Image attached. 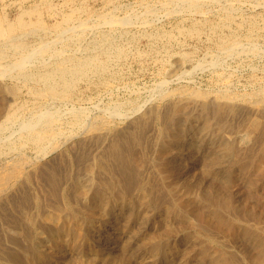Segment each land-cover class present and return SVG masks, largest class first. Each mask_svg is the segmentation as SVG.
Listing matches in <instances>:
<instances>
[{"label":"rangeland","instance_id":"374dc122","mask_svg":"<svg viewBox=\"0 0 264 264\" xmlns=\"http://www.w3.org/2000/svg\"><path fill=\"white\" fill-rule=\"evenodd\" d=\"M46 1H48L47 6L46 4H44L46 3ZM196 2L198 3V5L201 4L203 6L200 5L199 6L200 8L196 6L192 8L194 4H196ZM38 4L40 8H41V4L43 7L42 8L43 15L41 16V20H42V23H45L44 26L46 28L45 29L46 31L44 30L42 32V30H40V32L38 31L35 34V36L31 35V36L26 37L27 42L30 45H32L31 48L40 47V44H41L40 42L43 39V41H46V43L52 42L50 43V45L55 47L54 48L55 50H61L62 49L61 46L63 45V43L58 44L57 42H54L56 38H54L53 40L54 35H56L55 27L57 26L59 22L62 21L64 14H69L70 12H73L74 17H73V21L70 26L73 27L77 25L76 27H74L75 29L79 26V24L84 22L86 23L87 28L85 29V31L81 33L80 36L82 37H79L76 39L72 38V39L67 40V43L68 42L70 43L68 44L66 43L65 46H68L69 49L65 47L64 45L62 46L64 52H67V56L70 55V53L71 55H79V56L84 55L85 56V55H89V54H93L97 52H102V49L105 48V45H108L110 41L114 45H117L119 48H122V50H124L123 55L119 58L111 54L113 55V58H110V60L112 59L111 61L109 60L107 73L103 75H96V76L95 74L91 73L88 75V77L78 80L73 86L74 92L71 93L69 98L64 101L54 100V99H49V98H46V99L43 98L39 100L38 98H35L32 94L34 93V90L32 89V87L33 86L40 87L39 83L25 81V80L22 81V79L18 80V78H14L13 75L11 74H9L10 76L8 74L7 75L4 74L3 71L2 73H0L1 75L5 76V77L0 76V87L4 89L3 91L4 93L2 97L7 98L8 99L7 102H9V105L6 102V105H5L6 109L7 107H10L15 101L16 102L14 104L21 103L23 100V103L26 106V109L23 113L25 114L24 116H29L32 111L38 110L39 108H43V107H45L43 109H48L53 112H56V110H58L57 111L58 114L62 116V119H61L62 124H60L61 122L59 121L58 125L60 126V128H62V131L65 132V134L67 133L70 134V132L76 133L79 128L77 125L75 126L74 124L70 122V120L72 121L71 112L76 107H78L79 109L81 108L80 110H84L83 114L85 113L84 117H86V119L97 116L98 113H104V111L109 112L115 109L118 110V112L120 113H131L124 120L123 119H118L119 121L117 119L113 120L112 124L110 125V128L112 130H117V128L118 130H122L123 128H126L127 125L129 126V124L132 122V119L139 117L143 112L148 110L150 107L153 108V107L158 106L157 108L165 110L171 101L177 100L176 98H179L178 100H180L181 98L184 99L183 95H176V97L173 96L176 89L177 90L185 89L186 91H189V90L191 91V92L190 91L186 92L187 95L185 96V99L188 96H189L188 98L192 99V97H190L191 96L190 93L195 92V91L199 93L209 92V94L218 95L219 92L223 91V88L225 90L226 89L229 90L230 87H231L230 89L231 91H233L236 94H241V95L254 93L258 91L261 87H262L261 88L262 92L264 91V56H263L264 55L263 54L264 53V22H263L264 21V0H194V1L186 0V2L185 0H26V1L24 0H0V15L6 17L8 20H15L18 17L19 13H21L23 10L29 9L32 6H35ZM119 5H121L123 9ZM229 6H231L232 8ZM169 10L170 11L172 10L173 12L172 11L169 12ZM149 11L150 12L152 11L151 12L152 14ZM175 11L178 13L174 14L176 13ZM111 14H113V16ZM228 14L234 17L232 18L233 22L225 25L224 28L222 27L223 29L221 28L222 34L228 35L230 33H233L237 37V40H239L238 42L240 43V46L243 45L242 48H244V51L246 49L247 50L245 51L246 53L244 51H239L236 53L237 55L236 54L232 55V57L228 56L227 58V56L222 51L219 43L216 41V38H215L216 34H213L212 32H210L209 27H205L203 30H200V32L194 33V34L193 33L190 34L188 30L191 29L195 25L199 26L206 22H209V23H216L217 21L219 22L222 20V18L224 19V17L227 16ZM128 15L130 16L132 15L131 16L132 19H129V22H128L129 24L122 25L123 27L121 25H117V27L114 26L116 24L109 26L108 23H105V21H103L106 16L116 17L117 19H122L125 17L130 18ZM75 17L77 18V20ZM27 19H29V17H27ZM249 19H252L253 22L255 21L257 22V24L255 22V29H253L252 31L249 30L250 27H249L248 22L252 21ZM148 22L150 25L148 24ZM39 33L41 34L39 35ZM158 36L160 37V39ZM162 36L163 37L165 36V37L163 38ZM102 37L106 39H103ZM167 37L169 38L167 39ZM239 37L242 38V40ZM114 38L117 42L114 40ZM77 39L79 41H76ZM162 41L165 43H163ZM166 41H167V44H166ZM211 41L213 43H211ZM76 45H78V47ZM123 45L126 47H124ZM250 46L251 47L257 46L256 48L257 50L255 51L258 52L259 56L255 52H252V50L250 49ZM172 47L174 49L170 50V48ZM166 50L167 51L169 50L168 54L172 58L168 56ZM211 55L213 58L211 57ZM48 56H49V59H47ZM51 56H52L51 53H48L44 56H40L39 58L35 59V61L37 60L36 61V65L38 66V67L36 66L37 69H40V67L46 64V62L50 63L49 61L56 60V58L53 59V57ZM184 56H187V59L184 60L183 59ZM235 57H237L238 59ZM223 59H226L225 60L226 64L224 63ZM232 59L234 61H232ZM11 60H12V56L8 57L7 59L3 61L0 60V63L1 62L4 63L7 61H11ZM44 60L46 62H44ZM216 60H220V62L219 61L216 62ZM181 61H184V62H181ZM202 61L204 64L201 65ZM219 72L221 74L225 72L224 76H222L223 74L221 75ZM228 75L230 76V78L228 77ZM156 84L157 85L160 84L158 86L165 84L168 88L164 85L163 88L166 87V89L163 90V92H165V94L167 92L169 94L173 92V95L170 94L171 98L168 95V97L163 98L164 100L160 99V96L157 94L159 88L157 87ZM16 85L18 86L16 87ZM4 86L7 87V91L5 90ZM9 88L13 92L17 91L15 96H14V93L11 92ZM10 92L13 93V95ZM262 95L264 96V94ZM35 100H37V102ZM86 101L88 102L86 103ZM240 101L242 102L240 103ZM240 101H238V103H240L244 107L243 108L244 110H242V116L235 115L231 118V115L230 116L228 115L227 117L228 121L230 122L231 120L230 123L227 122L228 125L226 123V125L224 124L225 126L223 125L221 127L214 126L212 130L208 132H205L201 129L203 128L202 127L203 118L201 116L200 111L197 110L196 108L197 106L190 105L189 107H186L184 110H181V113L178 116V121L181 124V126H184V127L188 126L189 130H187V133H185L184 137L181 140L174 142L173 144L166 143V146L160 143V141H158L156 137L158 133L157 130L159 131L161 125L157 121L153 122L151 124L152 126H150L149 130L147 131V136L145 135L143 139V143H146V144L145 145L143 144V146H140V148L139 146L137 148L131 145L132 148L130 149V147H128L126 150L128 152V155H127V152H126V155L130 159L128 160V163L130 161L132 162L129 163L128 165L129 166L128 169L130 168L129 171L131 172V175L129 172L128 175H124V177L123 176L120 177V180L122 179L121 187L127 189L126 191L127 201L124 203L117 199L114 200L115 198L111 196L112 195L111 191L110 193L106 195L104 199L100 200L99 202L94 201L93 197L95 195V191H96L95 189L97 188V184H99L98 182L100 181V179L102 178L104 179V177L95 175L96 180L94 181L96 183V186L93 187L92 185H94V183L91 181L92 179L91 176L87 175V171H85V166L82 165L83 162L81 164L80 162L75 163L72 161L73 159H75V157H74V154L71 152V150L69 151V148L70 146H72L71 143L76 144L79 142V137H75L71 143L65 145V147H63L62 149L63 151L62 153L51 152L50 154H48L45 159L46 161L53 159V162L52 161L51 162L54 165L53 164L51 165L56 170V174L59 173V175H57L58 178L60 177L61 173H64V174L65 173L68 174L69 172L71 173V174L69 173L70 176H66L67 174H65L66 177L64 176V174H62L61 178H59V185L62 184L61 188H63L64 185L65 186L68 185L66 189H70L69 191L70 193L74 191V194H76L75 193L76 185L78 183H83L86 185L87 191H89L86 193L85 196H76L77 194L73 195L72 193V198L75 197L74 199H72L73 204L79 212V213L77 212V216L79 215L78 216L79 220L77 224L74 223L72 226L70 225L71 230L66 228L62 230L63 232L62 231L58 232L57 229L55 228V225L57 224H53L52 222L51 224L49 223L50 221H47L41 216L36 215L37 214L36 206L32 205L34 204L33 201H30L28 199L31 195L32 197H34V195L36 194L39 197L41 196V198H44L45 195L47 197L46 191L44 192V190H40V189H43L41 188L42 183H39L38 179L34 177V179L30 181H26L25 179V181L28 184L27 186V184L24 183L25 182L24 178L23 180L21 179L19 181V184H17L16 186L17 189L16 187L13 188L12 189L13 193L12 192L10 193V196L12 195L11 197L13 199L18 200L17 205L15 207H12L10 205H7L8 204L7 202L3 201L2 203L3 207L5 206V208L7 209L4 213L2 212L0 213V221H3V220L5 221V222L4 221L0 222V243L1 241L4 242V244H0V246L5 248L4 250L5 251L7 250L8 252V256L5 257L6 259H4V264H14V263L15 264H213L215 263L214 261L210 259L209 256H206V259H205L204 255L200 254V250L202 248L203 250L205 249L210 253L217 252V250L219 253V251L221 250L219 254H221L223 257L224 256L228 258L234 257L235 259L234 258L232 259H234L235 261L238 259L236 261L237 264H247V259L244 257V255H246L244 250L249 249V250H252L253 253H256L258 250H256L254 247H256V245L258 246L260 245L258 241L254 242L253 240H249L243 237L242 235H240V233L238 232L233 234V236L232 234L228 235V233L226 232L218 231V229L215 230V228L213 229L212 226H207L208 231H206L207 233L211 232L210 235L212 236L216 235L213 237L215 242L214 243L211 242L212 244L210 242L209 243L205 242L204 237L199 236L200 238H198L195 233L196 227L198 225L197 224L198 216H200V214L201 215L207 214V216L209 215L211 217L213 213L217 211L218 213L220 212V214L222 213V215H224L225 217L229 216V218H235L236 220L235 223H239L241 229H243L244 227L245 228L249 227V229H251L253 233L261 234L259 231H257L258 229L255 227H257V224L258 226L259 224L261 225L260 220H258V217H257V211H258L257 209L259 208L261 209V207L264 205V198H263L264 197V169H260V171H258V168L252 166L253 158L245 159L246 156H244V154L246 153L243 152V149H241V151H239L237 154L230 153V152L225 153L226 150L223 149V145L227 143L230 146L231 145L234 146V149L236 148V150H239L242 147L243 143L241 142L244 137L243 135H245L243 133L246 132L245 129H247V123H248V120L245 119V116H249L250 113L251 115L255 114V111L253 112L252 109H250V107L252 106L250 105L251 104L250 102L247 101L248 103L245 102L244 104L243 102L244 100H240ZM26 103L29 106H27ZM39 103L41 104L38 105ZM109 103L111 104V106ZM94 104L95 106H93ZM118 104H121L118 106L119 108H117ZM246 104L248 105L247 108H246ZM108 105L111 108H109ZM130 105H132V107ZM192 106L193 107L195 106L194 110ZM29 107L30 109H28ZM248 108L249 110H247ZM261 108L262 110H264V104ZM136 109H139L140 112H134V110ZM186 110L189 111V113L188 112L182 113L183 111L186 112ZM193 111H196L198 113L196 114V112H193ZM247 111L248 112L250 111V112L248 113ZM67 112L70 114H68ZM63 117L67 119V121H65ZM84 117H82V119ZM242 117L245 119V121ZM235 122L237 123L236 124L237 127L235 125ZM71 124L74 127L71 126ZM17 125H18L17 123L11 124L7 126L8 129L6 128L4 129L5 131L3 130L0 133L1 135L0 136L1 138L0 146H3V147L7 146L6 138L14 140V141L17 138H19L18 136L19 132L17 131L19 126ZM119 125H123V126H119ZM155 128H157V130H155ZM232 128H235V129H232ZM219 129L220 131L221 130L222 131L220 132ZM223 130L227 133H225ZM11 131L13 135L12 133L11 134L9 133ZM9 136H11V138H9ZM261 140H264V134H261V136H259V138L257 139L256 146L254 147L253 150H251L252 153L253 152L254 154L257 153L256 152L258 150L257 146H259ZM18 146L20 147L19 151H21L22 154L24 151V154H26L27 156H29L28 154H30L29 157H32V158L33 156L35 157L36 155L35 150L31 145H28V146L25 145L23 149L20 143L18 144ZM135 148L137 149V151L135 150ZM138 151H140V153ZM242 152H243V155H242ZM15 153H16L15 151L12 153L7 152L6 155L9 156L10 154L13 155ZM64 154L67 155V158ZM92 154H95V153L92 152ZM130 154H132L133 157ZM52 155H54L55 157H53ZM59 155H60V158H59ZM257 155L258 154H256L255 156ZM232 157H234L235 160H231ZM57 158L60 161H58ZM60 162H61V166L59 167ZM137 162L139 163L137 164ZM64 163H65V166L63 165ZM69 163L72 165H70ZM239 163H241L242 166L244 167L246 166V167L244 168L240 166ZM231 164L234 165L233 168ZM78 165H80V167ZM71 166L74 167L75 170ZM252 167L254 169H252ZM30 169H31L30 167L25 168L27 172H29ZM59 170H61L62 172ZM72 172H74V174ZM259 172H262V173H259ZM77 175L79 177H75ZM148 175L150 177H148ZM82 176H84V178H82ZM86 177H87V180L85 179ZM61 179H63V181ZM83 179H84V182H83ZM145 179L151 182L150 185H149V182L146 181ZM150 179H153V181H151ZM34 182L35 183L38 182L36 186ZM153 182L156 183V185ZM138 186H140V188L142 186H145L146 189H142V188L140 189L138 188ZM148 186L150 187V189ZM134 187L136 188L137 191L135 190ZM153 188L154 189L156 188L155 189L156 191ZM131 189H134V190H131ZM186 189H187V192H186ZM143 190L145 191L147 190L148 194L144 193L145 191ZM149 190L152 191L153 193L148 192ZM37 191L39 192L37 193ZM41 191L45 195L42 194ZM191 191H193L192 194H191ZM223 192L224 194H222ZM18 193L20 195H18ZM169 193H171V195ZM175 195H178V196L176 197ZM25 196L26 198H24ZM151 196H154L155 199H153L154 197H151ZM220 196L222 198H220ZM250 197L253 200H251ZM18 198L20 199L21 202L19 201ZM180 198H181V202H180ZM174 199L175 200L178 199L177 202L178 201L179 202L177 203L175 201V203H176V206L178 205L177 207L180 208V210H182V213H184L183 215L173 214L172 212H169L170 214L168 213L167 208L170 205L171 206L173 205L172 207H175ZM223 199L226 201H224ZM26 200L27 201L29 200V201L27 202ZM60 200L57 199V202L55 201L53 203L51 202L52 200L49 199L51 204H55V203L60 204V202H62V199L60 198ZM144 200L149 201V202H146ZM49 201L48 202L46 201V202L49 203ZM168 201H169V205H168ZM186 201L188 203L187 205H190V206L183 207L184 208L183 209L180 206H185L184 203H186ZM161 202H163V204ZM217 202L221 206H219ZM244 202L245 203L248 202L250 206L248 205V203H246L248 207H244L245 205ZM180 203H183V204H180ZM18 205H19V208L21 209L18 208ZM31 205L33 207H31ZM148 205L149 206L151 205V206L149 207ZM253 207L254 209H251ZM17 208L19 209L18 211L16 210ZM185 208L186 210L189 211V214L187 213L188 211H185ZM226 208H228V210ZM45 210L48 211L49 208L48 207L43 208L41 211L44 212ZM26 211H28L30 215ZM195 211H198V212L195 213ZM18 212L19 214H17ZM227 212L229 213V215ZM23 213L25 214L23 215ZM90 213L94 214V216L92 215V217H90L91 219L88 217L91 215ZM246 214L247 216L249 215L250 216L249 217L244 216ZM190 215H192L193 217ZM194 215H197V216H194ZM15 217H17L21 221ZM30 217L36 218V219L34 218V220H36V223H35L36 226L33 225L35 228L27 224ZM24 218H26L27 221ZM39 218H42V219H39ZM237 219H240V221L238 220L237 222ZM242 220L245 221V224L241 223ZM191 224L193 225V227ZM9 225H11V227L8 228ZM12 226H13V230H11ZM3 227L5 228L6 231L3 230L4 229ZM14 229L17 231V233L18 232L19 233L18 234L15 233ZM53 229L55 230L53 231ZM21 230L23 231L22 233H21ZM12 236L15 237L16 239L13 238ZM262 236L264 238V234ZM54 237H55V240H54ZM36 240H39V242ZM5 242L8 244H6ZM218 242L219 243L221 242L222 246H221V243L219 244ZM8 249L10 250V252ZM222 249L225 251V253L223 252ZM232 253L234 254L232 255Z\"/></svg>","mask_w":264,"mask_h":264},{"label":"bare ground","instance_id":"6f19581e","mask_svg":"<svg viewBox=\"0 0 264 264\" xmlns=\"http://www.w3.org/2000/svg\"><path fill=\"white\" fill-rule=\"evenodd\" d=\"M26 1V0H24ZM192 1V0H189ZM194 1V0H193ZM50 2V1H49ZM52 2V1H51ZM186 2V0H185ZM19 3V1H18ZM42 3V2H41ZM44 3V2H43ZM161 3V2H160ZM195 3V2H194ZM201 3V2H200ZM199 3V4H200ZM46 6L48 5V1H46ZM52 4V3H51ZM58 4V3H57ZM231 4V3H230ZM6 5V4H5ZM60 5V4H59ZM201 5V4H200ZM200 5H198V3L196 2V4H194V6L192 8L199 7ZM225 5V4H224ZM8 6V5H7ZM45 6V7H46ZM121 7V5H119ZM177 6V5H176ZM203 6V5H201ZM59 7V6H58ZM161 7V6H160ZM231 7V6H229ZM42 4H41V8L38 5L32 6L29 9H25L23 10L21 13H19L18 17L15 20H8L6 17L1 16L0 15V60H5L8 57L12 56V60L11 61H7V62H1L0 63V73H2V71L4 72V74H11L13 75L14 78H18L22 79V81H30V82H36L40 84V87H32V89L34 90L33 96L35 98H38L39 100L43 99V98H49V99H54V100H60V101H64L66 99L69 98L70 94L73 93V86L74 84L83 78L88 77L89 74L93 73L96 75H103L105 73L108 72V65H109V60L110 58H113V55H115V57H121L123 55L124 50H122V48H119L117 45H114L113 43H111V41L109 42L108 45H105V48L102 49V52H97V53H93V54H89V55H83V56H79V55H68L67 56V52H64L63 50V45L65 46V44L67 43L68 39H72V38H79L82 37L80 36L81 33L83 31H85V29L87 28L86 23L82 22L81 24H79V26L77 28L74 29L73 26L71 27V23L73 21V17H74V13L70 12L69 14H64L62 21L59 22L57 24V26L55 27V31H56V35H54L55 41L58 44H62L61 46V50H55L52 45H50V43H46V41H42L40 42V47H34L31 48L32 45H30L27 40L26 37L28 36H35V34L40 30H42V32L46 29L44 24L42 23L41 20V16L43 15V9H42ZM66 8V7H65ZM122 8V7H121ZM200 8V7H199ZM232 8V7H231ZM60 9V8H59ZM116 9V8H115ZM123 9V8H122ZM168 9V8H167ZM173 9V8H172ZM222 10V9H221ZM132 11V10H131ZM172 11V10H171ZM169 10V12H171ZM62 12V11H61ZM150 12V11H149ZM152 12V11H151ZM150 12V13H151ZM158 12V11H157ZM173 12V11H172ZM176 12V11H175ZM180 12V11H179ZM206 12V11H205ZM231 12V11H230ZM76 13V12H75ZM155 13V12H154ZM178 12L174 13L177 14ZM185 13V12H184ZM244 13V12H243ZM107 14V13H106ZM152 14V13H151ZM201 14V12H200ZM235 14V13H234ZM102 15V14H101ZM113 16V14H111ZM171 15V14H170ZM173 15V14H172ZM108 16V15H107ZM105 17V19L103 21H105V23H108L109 26L110 25H114L117 27V25H126L129 24V19H132L130 15H128L130 18L125 17L122 19H117V15L116 17ZM156 16V15H155ZM204 16V15H203ZM27 17H29V19H27ZM101 17V16H100ZM237 17V16H236ZM76 18V17H75ZM175 18V17H174ZM222 18V17H221ZM232 17L231 15H227L224 17V19L222 18L221 21H217L216 23H203L199 26L195 25L193 26L191 29L188 30V32L191 33H198L200 32V30H203L205 27H209L210 32H212L213 34H216V41L219 43L222 51L224 52V54L227 56L232 57V55H235L237 52L239 51H244L243 45L240 46V43L238 42L239 40H237V37L233 34L230 33L228 35H224L222 34V30L221 28L225 27V25L232 23ZM138 19V18H137ZM236 19V18H235ZM255 19V18H254ZM257 19V18H256ZM77 20V18H76ZM234 20V19H233ZM245 20V19H244ZM248 20V18H247ZM252 20V19H249ZM131 21V20H130ZM86 22V21H85ZM135 22V21H134ZM248 22V21H247ZM256 22V21H255ZM255 22H253V20L249 23V27H250V31H252L253 29H255ZM264 22V21H263ZM147 23V22H145ZM154 23V22H153ZM198 23V22H197ZM243 23V22H242ZM259 23V22H258ZM74 24V23H73ZM107 24V25H108ZM142 24V23H141ZM149 24V22H148ZM257 24V22H256ZM104 25V24H103ZM150 25V24H149ZM194 25V24H193ZM246 25V23H245ZM139 26V25H138ZM112 27V26H111ZM123 27V26H122ZM126 27V26H125ZM184 27V26H183ZM90 28V27H89ZM158 28V27H157ZM182 28V27H181ZM222 28V29H223ZM91 29V28H90ZM113 29V28H112ZM123 29V28H122ZM184 29V28H183ZM243 29V28H242ZM261 29V27H260ZM179 30V29H178ZM248 30V29H247ZM46 31V30H45ZM50 31V30H49ZM206 31V30H205ZM181 32V31H179ZM234 32V31H233ZM99 33V32H98ZM159 33V32H158ZM211 33V34H212ZM247 33V32H246ZM41 33H39L40 35ZM106 34V33H105ZM111 35V34H110ZM155 35V33H154ZM167 35V34H166ZM210 35V34H209ZM208 35V36H209ZM237 35V34H236ZM246 35V34H245ZM248 35V34H247ZM56 36V37H55ZM105 36V35H104ZM112 36V35H111ZM182 36V35H181ZM199 36V35H198ZM239 36V34H238ZM100 37V36H99ZM143 37V36H142ZM146 37V36H145ZM159 37V36H158ZM163 37V36H162ZM165 37V36H164ZM163 37V38H164ZM171 37V36H170ZM192 37V36H191ZM103 38V37H102ZM101 38V39H102ZM108 38V36H107ZM112 38V37H111ZM169 37H167L168 39ZM173 38V36H172ZM240 38V37H239ZM41 39V38H40ZM99 39V40H101ZM106 39V38H103ZM160 39V37H159ZM242 40V38H240ZM52 40V41H53ZM91 40V39H90ZM95 40V39H94ZM98 40V39H97ZM108 40V39H107ZM115 40V38H114ZM136 40V39H135ZM212 40V39H211ZM214 40V39H213ZM251 40V39H250ZM51 41V40H50ZM76 41H79L78 39ZM104 41V40H103ZM116 41V40H115ZM141 41V40H140ZM175 41V40H174ZM215 41V42H216ZM257 41V40H256ZM48 42V40H47ZM98 42V41H97ZM117 42V41H116ZM154 42V41H153ZM163 42V41H162ZM206 42V41H205ZM214 42V44H215ZM70 43V42H68ZM67 43V44H68ZM72 43V42H71ZM101 43V42H99ZM98 43V44H99ZM156 43V42H155ZM165 43V42H163ZM211 43H213L211 41ZM217 43V44H218ZM79 44V42H78ZM86 44V43H85ZM90 44V43H89ZM95 44V43H93ZM103 44V43H102ZM106 44V43H105ZM119 44V43H118ZM167 44V41H166ZM178 44V43H177ZM246 44V43H245ZM251 44V42H250ZM91 45V44H90ZM154 45V44H153ZM156 45V44H155ZM161 45V44H160ZM170 45V44H169ZM168 45V46H169ZM213 45V44H212ZM34 46V45H33ZM59 46V45H58ZM75 46V44H74ZM78 47V45H76ZM104 46V45H103ZM124 46V45H123ZM136 46V45H135ZM159 46V45H158ZM167 46V45H166ZM246 46V45H244ZM249 46V45H248ZM68 48V46H65ZM76 47V48H77ZM96 47V46H94ZM126 47V46H124ZM194 47V46H193ZM81 48V47H80ZM167 48V47H166ZM197 48V47H196ZM249 48V47H248ZM257 46H250V49L252 50V52H255L258 55V52L255 51ZM66 49V48H64ZM69 49V48H68ZM75 49V48H74ZM86 49V48H85ZM92 49V48H91ZM126 49V48H125ZM174 49L173 47L170 48ZM215 49V48H214ZM213 49V50H214ZM101 50V49H100ZM155 50V49H154ZM159 50V49H158ZM161 50V49H160ZM247 50V49H246ZM245 50V51H246ZM254 50V51H253ZM262 50V49H261ZM260 50V51H261ZM88 51V50H86ZM92 51V50H91ZM167 51V50H166ZM169 51V50H168ZM167 51V54H168ZM217 51V50H216ZM221 51V50H220ZM219 51V52H220ZM221 51V52H222ZM244 51V52H245ZM250 51V50H249ZM83 52V51H82ZM94 52V51H93ZM127 52V51H126ZM212 52V51H211ZM251 52V51H250ZM48 53H51V57H53V59L56 58V60L54 61H49L50 63H47L45 60L44 62H46V64L42 65L40 67V69H37V65H36V61L35 59L39 58L40 56H44ZM66 53V54H65ZM69 53V52H68ZM74 53V51H73ZM128 53V52H127ZM159 53V52H158ZM162 53V52H161ZM246 53V52H245ZM113 54V55H111ZM213 54V53H212ZM215 54V53H214ZM244 54V53H243ZM254 54V53H253ZM264 54V53H263ZM208 55V54H207ZM217 55V54H216ZM237 55V54H236ZM245 55V54H244ZM163 56V54H162ZM161 56V57H162ZM169 56V54H168ZM224 56V55H223ZM222 56V57H223ZM239 56V55H238ZM259 56V55H258ZM261 56V55H260ZM264 56V55H263ZM50 57V58H51ZM170 58H172L171 56H169ZM181 57V55H180ZM207 57V56H206ZM212 57V55H211ZM240 57V56H239ZM255 57V56H254ZM42 58V57H41ZM213 58V57H212ZM226 58V57H225ZM226 58V59H227ZM237 58V57H235ZM242 58V57H241ZM43 59V58H42ZM49 59V56L48 58ZM117 59V58H116ZM115 59V60H116ZM182 59V58H181ZM184 60L187 59V56H184L183 58ZM192 59V58H190ZM206 59V58H205ZM223 59L224 63L225 60ZM234 59V58H233ZM232 59V61H234ZM238 59V58H237ZM9 60V59H8ZM112 60V59H111ZM110 60V61H111ZM121 60V59H120ZM161 60V58H160ZM198 60V59H197ZM212 60V59H211ZM221 60V59H220ZM220 60H216L220 62ZM230 61V60H229ZM142 62V61H141ZM184 62V61H181ZM180 62V63H181ZM186 62V61H185ZM214 62V60H213ZM120 63V62H119ZM117 64V63H116ZM140 64V63H139ZM204 64L203 61L201 63V65ZM220 64V63H219ZM226 64V63H225ZM113 65V64H112ZM167 65V64H166ZM230 65V64H229ZM237 65V64H236ZM37 66V67H36ZM115 66V65H114ZM113 66V67H114ZM199 66V65H198ZM208 66V65H207ZM222 66V65H221ZM220 66V67H221ZM227 66V65H226ZM263 66V65H262ZM200 67V66H199ZM206 67V66H205ZM229 67V66H228ZM227 67V68H228ZM216 68V67H215ZM224 68V67H223ZM237 69V68H236ZM212 70V69H211ZM256 70V69H255ZM172 71V70H171ZM215 71V70H214ZM183 72V71H182ZM185 72V71H184ZM189 72V71H188ZM190 73V72H189ZM212 73V72H211ZM220 73V72H219ZM225 73V72H224ZM224 73H220L222 76H224ZM173 74V73H171ZM192 74V73H191ZM217 74V73H216ZM209 75V74H208ZM0 76H4L1 75ZM10 76V75H9ZM110 76V74H109ZM177 76V75H175ZM219 76V75H218ZM242 76V75H241ZM5 77V76H4ZM112 77V76H111ZM180 77V76H179ZM221 77V76H220ZM228 77L230 78V76L228 75ZM232 77V76H231ZM248 77V76H247ZM116 78V77H115ZM2 79V78H1ZM9 79V78H8ZM213 79V78H212ZM227 79V78H226ZM4 80V79H3ZM228 80V79H227ZM213 81V80H212ZM222 81V80H221ZM215 82V81H214ZM218 82V81H217ZM226 82V81H225ZM232 82V81H231ZM168 83V82H167ZM166 83V84H167ZM229 83V82H228ZM133 84V83H132ZM161 84V83H160ZM158 84V85H160ZM227 84V83H226ZM157 85V84H156ZM158 92L157 94L160 96V99L166 98L168 97V95L170 96V94L173 95L172 93H166L163 92V90L166 89L163 88L164 85L158 86ZM3 86V85H2ZM18 85H16L17 87ZM210 86V85H209ZM224 86V85H223ZM234 86V85H233ZM261 86V85H260ZM14 87V86H13ZM221 87V86H220ZM230 87V86H228ZM237 87V86H236ZM5 90L7 91V87H5ZM131 88V87H130ZM168 88V87H167ZM193 88V87H192ZM262 88V87H261ZM261 88L251 94H236L233 91H231V87L229 88V90H225L223 88V91L219 92L218 95H212L208 93H199L197 91L190 93V97L191 98H186L185 96L187 95L185 89L183 90H177L174 93L173 96L176 97V95H183L184 99H180L176 98L177 100L171 101L168 106L166 107L165 110H162L160 108L157 107H150L148 110H146L145 112H143L139 117L132 119V122L129 124V126L127 125L126 128H123L122 130H112L110 128V125L112 124L113 120L115 119H126V117H128L131 113H120L118 112V110H111L109 112H105L104 113H98L97 116L91 117V118H87L84 117V110H80L78 107L74 108L71 112L72 115V121L70 120V122L72 124H74L75 126L77 125L79 128L77 130L76 133H71L70 134H65V132L62 131V128H60L59 121L61 122L62 116L58 114V110H56V112L50 111L48 109H43V108H37L38 110H34L31 112V114L29 116H24L25 114L24 111L26 109L25 104L23 103V100L21 103H16L10 106V107H5L6 102L8 101L7 98L2 97L3 95V91L4 89L2 87H0V133L7 128V126L11 125V124H18L17 126L18 129L17 131L19 138H17L15 141L11 140V139H7V146L3 147L0 146V213H4L7 209L5 208V206L3 207L2 203L7 202V205H10L12 207H15L17 205L18 200L13 199L10 196V193L12 192V189L15 188L17 186V184H19V181L24 178V181L26 179V181H30L32 179L37 178L39 183L41 184V188L40 190H44V192L46 191L47 197L46 195L41 191L42 194L45 195L44 198H41V196H37L34 195V197H32V195L28 198L30 201H33L34 204L36 206V215L41 216L42 218H44L47 221H50L49 223H53V224H57L55 225V228L57 229L58 232H61L64 229H70V227L78 222V216H77V212L78 210L75 208L74 204H73V200L74 198H72V193L73 195L76 196H85L87 192L86 189V185L83 183H78L75 187V193L74 191L72 193H70V189H66V187H68V185H64L63 188H61L62 184L59 185V178H61L62 174L61 173L62 168L60 173V177L58 178L57 175H59V173L56 174V170L54 169V167L51 165L53 164V159L46 161V156L48 154H50L51 152H60L62 153V149L63 147H65V145L71 143L73 141V139L75 137H79V142L74 144L71 143L72 146H70L69 151L71 150V152L74 154L75 159H73L72 161L75 163H81L83 162L82 165L85 166V171H87V175L91 176V181L94 183V185H92L93 187L96 186V183L94 180L95 179V175L96 176H102L104 177V179H100V181L97 182L99 184H97V188L95 189V195L93 197L94 201H100L102 199H104L106 197V195L108 193H110V191L112 192L111 196H113L115 199L114 200H119L121 202H126L127 201V189L126 188H122L121 187V180L120 177L124 175H128L129 174V169H128V165L129 163H131L132 161H130L128 163V160H130L127 155L128 152L126 151L128 147H130V149L132 148V146H135L138 148H140V146H143V144L145 145L146 143H143V139L144 136H147V131L149 130L150 126H152L151 124L155 121L159 122L160 129L159 131L157 130V128H155V130H157V140L160 141V143H162L163 145L166 146V143H171L173 144L174 142H177L179 140H181L185 133H187V130H189L188 126H181V124L178 121V116L181 113V110H184L186 107H189L190 105H195L197 106V110L200 111L201 116L203 118V128H201L203 131L208 132L211 131L212 128L214 126H218L221 127L222 125L225 126L228 121V115H231V118L235 115H241L242 116V110H244L243 106L240 104L242 101L240 100H244V104L245 102H250L252 105L250 107V109H252V111H255V114L250 115L249 116H245V119L248 120L247 123V129L245 133V135H243V139L242 142L243 145L239 150H236V148L234 149V146H230L228 143L223 145V149L226 150L225 153L230 152V153H234L237 154L239 151H241V149H243V152H245L246 154H244L245 159H252L253 158V164L252 166L258 168V171H260V169H264V140H261L259 146H257L258 150L256 151L257 153L254 154V152L252 153L251 150L254 149V147L256 146V142L257 139L259 138V136H261V134H264V110H262V106L264 104V96L262 94H264L261 90ZM10 89V88H9ZM8 89V90H9ZM14 89V88H13ZM12 89V90H13ZM76 89V88H75ZM174 89V88H173ZM172 89V90H173ZM188 89V88H187ZM16 90V89H15ZM20 90V89H19ZM30 90V89H29ZM116 90V89H115ZM139 90V89H138ZM155 90V89H154ZM169 90V89H168ZM192 90V89H191ZM225 90V91H224ZM235 90V89H234ZM255 90V89H254ZM253 90V91H254ZM11 91V89H10ZM202 91V90H200ZM212 91V90H211ZM13 92V91H11ZM10 92V93H11ZM17 91H14V96L16 95ZM27 92V91H26ZM191 92V91H190ZM236 92V91H235ZM13 93H11L13 95ZM132 93V92H131ZM134 93V92H133ZM8 94V93H7ZM216 94V93H215ZM74 95V94H73ZM80 95V94H79ZM189 95V93H188ZM10 96V95H9ZM194 96V98H193ZM8 97V95H7ZM11 97V96H10ZM33 97V98H34ZM179 97V96H178ZM74 98V97H73ZM79 98V96H78ZM157 98V97H156ZM171 98V96H170ZM174 98V97H173ZM14 99V98H13ZM37 99V100H38ZM82 99V98H81ZM86 99V98H85ZM175 99V98H174ZM17 100V99H16ZM37 100H35L37 102ZM38 100V101H39ZM80 100V99H79ZM164 100V99H163ZM10 101V100H9ZM14 101V100H12ZM18 101V100H17ZM32 101V100H30ZM34 101V100H33ZM46 101V100H45ZM83 101V100H82ZM81 101V103H82ZM93 101V100H92ZM128 101V99H127ZM238 101H240V103H238ZM27 102V100H26ZM49 102V101H48ZM57 102V101H56ZM79 102V101H78ZM88 101H86L87 103ZM118 102V101H117ZM130 102V101H129ZM247 102V103H248ZM9 105V102H7ZM42 103V102H41ZM41 103H39L38 105H40ZM70 103V102H69ZM115 103V102H114ZM113 103V104H114ZM123 103V102H122ZM133 103V102H131ZM168 103V102H167ZM45 104V103H44ZM53 104V103H52ZM96 104V103H95ZM95 104L93 106H95ZM105 104V103H104ZM110 104V103H109ZM135 104V103H134ZM165 104V103H164ZM243 104V105H244ZM27 105V103H26ZM34 105V104H32ZM31 105V106H32ZM43 105V104H42ZM121 104L117 105V108H119L118 106ZM129 105V104H127ZM143 105V104H142ZM163 105V104H162ZM29 106V105H27ZM44 106V105H43ZM46 106V105H45ZM61 106V105H60ZM83 106V105H82ZM103 106V105H102ZM111 106V104H110ZM114 106V105H112ZM116 106V105H115ZM132 107V105H130ZM134 106V105H133ZM139 106V104H138ZM141 106V105H140ZM154 106V105H153ZM194 106V107H195ZM247 104H246V108H247ZM261 106V107H260ZM40 107V106H39ZM49 107V106H48ZM65 107V106H64ZM86 107V106H85ZM109 107V105H108ZM127 107V106H126ZM193 107V106H192ZM193 107V110H194ZM53 108V107H52ZM63 108V107H62ZM97 108V107H96ZM111 108V107H109ZM113 108V107H112ZM141 108V107H140ZM143 108V107H142ZM191 108V107H190ZM6 109V111H5ZM30 109V107L28 108ZM34 109V108H32ZM59 109V108H58ZM69 109V108H68ZM83 109V107H82ZM89 109V108H88ZM98 109V108H97ZM132 109V108H131ZM70 110V109H69ZM86 110V109H85ZM110 110V109H109ZM125 110V109H123ZM249 110V108L247 109ZM5 111V112H3ZM91 111V110H90ZM89 111V112H90ZM102 111V110H101ZM128 111V109H127ZM131 111V110H129ZM63 112V111H62ZM88 112V110H87ZM100 112V111H98ZM122 112V111H121ZM134 112H140L139 109L134 110ZM189 113V111L186 110V112H182V113ZM196 112V111H193ZM248 112V111H247ZM246 112V113H247ZM250 112V111H249ZM248 112V113H249ZM252 112V113H253ZM64 113V112H63ZM62 113V114H63ZM68 113V112H67ZM133 113V112H132ZM191 113V111H190ZM198 112H196L197 114ZM4 114V115H2ZM61 114V113H60ZM70 114V113H68ZM89 114V113H88ZM67 115V114H66ZM87 115V114H86ZM137 115V114H136ZM200 115V114H199ZM248 115V114H247ZM82 117H84L82 119ZM134 117V116H133ZM64 118V117H63ZM239 118V117H238ZM241 118V117H240ZM243 118V117H242ZM65 119V118H64ZM69 119V118H68ZM234 119V118H233ZM232 119V120H233ZM236 119V118H235ZM244 119V118H243ZM244 119V121H245ZM188 120V119H187ZM237 120V119H236ZM63 121V120H62ZM65 121H67V119H65ZM119 121V120H118ZM183 121V120H182ZM231 122V120H230ZM229 122V123H230ZM66 123V122H64ZM118 123V122H117ZM233 123V121H232ZM231 123V124H232ZM62 124V122L60 123ZM71 124V126H73ZM124 124V123H123ZM128 124V123H127ZM225 124V125H224ZM230 124V125H231ZM237 123L235 122V125ZM244 124V122H243ZM228 125V123H227ZM234 125V124H233ZM62 126V125H61ZM69 126V125H68ZM117 126V125H116ZM119 126H123V125H119ZM240 126V125H239ZM74 127V126H73ZM112 127V126H111ZM118 127V126H117ZM157 127V126H156ZM235 127V126H234ZM237 127V125H236ZM241 127V126H240ZM243 127V126H242ZM228 128V127H227ZM8 129V128H7ZM230 129V128H229ZM235 129V128H232ZM241 129V128H240ZM14 130V128H13ZM16 130V129H15ZM69 130V129H67ZM227 130V129H226ZM244 130V129H242ZM5 131V130H4ZM9 131V130H7ZM16 131V132H17ZM153 131V130H152ZM220 131V129H219ZM222 131V130H221ZM220 131V132H221ZM224 131V130H223ZM15 132V133H16ZM154 132V131H153ZM225 132V131H224ZM10 134L12 133L9 132ZM227 133V132H225ZM153 134V133H152ZM151 134V135H152ZM156 134V133H155ZM9 135V134H8ZM13 135V133H12ZM77 135V136H76ZM150 135V133H149ZM1 136V135H0ZM7 137V136H5ZM4 137V139H5ZM152 137V136H151ZM155 137V136H154ZM230 137V136H229ZM3 138V137H2ZM9 138H11V136H9ZM16 138V137H15ZM147 139V138H146ZM153 139V138H152ZM263 139V137H262ZM155 140V139H154ZM75 141V140H74ZM78 141V140H77ZM260 141V140H259ZM0 142H1V138H0ZM6 142V141H5ZM149 142V141H148ZM153 142V140H152ZM21 144L22 149L24 148L25 145H31L34 150H35V157H29L30 154H28L29 156H27L26 154H23L20 150V147L18 146V144ZM156 144V143H155ZM232 144V143H231ZM1 145V144H0ZM168 145V144H167ZM239 148V147H238ZM256 148V149H257ZM21 149V150H22ZM65 149V148H64ZM142 149V147H141ZM139 149V150H141ZM135 150L137 151V149L135 148ZM146 150V149H145ZM16 152L13 155H6L7 152L8 153H12V152ZM27 151V149H26ZM31 151V150H30ZM34 152V151H33ZM66 152V150H65ZM92 152H94L95 154H92ZM127 152V155H126ZM140 153V151H138ZM242 152V155H243ZM56 153V154H57ZM132 153V151H131ZM136 153V152H135ZM138 154V153H137ZM256 154H258L257 156H255ZM63 155V154H62ZM65 155V154H64ZM132 156V154H130ZM142 155V154H141ZM231 155V154H230ZM229 155V156H230ZM233 155V154H232ZM240 155V154H239ZM53 157H55L54 155H52ZM67 158V155H65ZM144 156V155H143ZM238 156V155H237ZM57 157V156H56ZM133 157V156H132ZM145 157V156H144ZM31 158V159H30ZM60 158V155H59ZM62 158V157H61ZM243 158V157H242ZM56 159V158H55ZM71 159V158H70ZM32 160V161H30ZM58 160V158H57ZM68 160V159H67ZM140 160V159H139ZM231 160H235L234 157H232ZM52 161V162H51ZM60 161V160H58ZM71 161V160H70ZM244 161V160H243ZM62 162V161H61ZM61 162L59 163V167L61 166ZM71 162V163H73ZM144 162V161H143ZM238 162V161H237ZM236 162V163H237ZM240 162V160H239ZM247 162V161H246ZM139 162H137L138 164ZM242 163V162H241ZM241 163H239L240 166ZM57 164V163H55ZM70 164V163H69ZM54 165V164H53ZM65 166V163L63 164ZM67 165V163H66ZM72 165V164H70ZM131 165V164H130ZM136 165V164H135ZM80 167V165H78ZM82 166V167H84ZM232 168L234 165H232ZM230 166V167H231ZM30 167L31 169L29 170V172H27L25 170V168ZM56 167V166H55ZM57 167V168H59ZM72 167V166H71ZM133 167V165H132ZM139 167V166H138ZM136 167V168H138ZM244 167V166H242ZM246 167V166H245ZM244 167V168H245ZM74 168V167H72ZM77 168V167H76ZM231 168V169H232ZM66 169V168H65ZM71 169V168H70ZM80 169V168H78ZM247 169V168H246ZM252 169H254L252 167ZM28 170V169H27ZM67 170V169H66ZM72 170V169H71ZM75 170V168H74ZM137 170V169H135ZM244 170V169H243ZM65 171V170H64ZM70 171V170H69ZM67 171V172H69ZM132 171V170H131ZM248 171V170H247ZM255 171V170H253ZM58 172V171H57ZM66 172V171H65ZM79 172V171H78ZM82 172V171H81ZM133 172V171H132ZM70 173V172H69ZM69 173H65L67 174L66 176H70ZM74 174V172H72ZM141 173V172H140ZM143 173V172H142ZM262 173V172H259ZM64 174V176H65ZM71 174V173H70ZM84 175V173H83ZM131 175V172H130ZM259 175V174H257ZM65 176V177H66ZM133 176V175H132ZM64 177V178H65ZM73 177V176H72ZM75 177H79L78 175ZM122 177V178H123ZM126 177V176H125ZM139 177V176H138ZM146 177V176H145ZM148 177H150L148 175ZM63 178V179H64ZM69 178V177H68ZM81 178V177H80ZM82 178H84V176H82ZM63 179H61L63 181ZM75 179V178H74ZM87 180V177L85 178ZM126 179V178H125ZM142 179V177H141ZM144 179V178H143ZM149 179V178H148ZM253 179V178H252ZM68 180V179H67ZM73 180V178H72ZM79 180V179H78ZM124 180V179H123ZM146 180V179H145ZM151 181H153V179H150ZM24 182L27 184V182ZM69 181V180H68ZM80 181V180H79ZM90 181V182H91ZM125 181V180H124ZM123 181V183H124ZM149 182L150 185V181L146 180ZM71 182V180H70ZM84 182V179H83ZM88 182V181H87ZM86 182V184H87ZM91 182V183H92ZM128 182V181H127ZM157 182V181H155ZM38 182H34L35 186ZM63 183V182H62ZM154 183V182H153ZM175 183V182H174ZM23 184V183H21ZM32 184V182H31ZM70 184V183H69ZM130 184V183H129ZM148 184V183H147ZM146 184V185H147ZM156 185V183H154ZM189 184V183H188ZM126 185V184H125ZM124 185V186H125ZM131 185V184H130ZM143 185V184H142ZM154 185V186H155ZM28 186V184H27ZM34 186V185H33ZM90 186V185H89ZM136 186V185H135ZM160 186V185H158ZM190 186V185H189ZM73 187V186H72ZM92 187V188H93ZM126 187V186H125ZM129 187V186H128ZM149 187V186H148ZM157 187V186H156ZM23 188V187H22ZM40 188V187H39ZM70 188V187H69ZM91 188V189H92ZM131 188V187H130ZM135 188V187H134ZM138 188H140V186H138ZM142 189H146L145 186L141 187ZM140 188V189H141ZM17 189V187H16ZM21 189V188H20ZM19 189V190H20ZM34 189V188H33ZM72 189V188H71ZM150 189V187H149ZM154 189V188H153ZM156 189V188H155ZM154 189V190H155ZM158 189V188H157ZM161 189V188H160ZM192 189V188H191ZM211 189V188H210ZM23 190V189H22ZM39 190V189H38ZM89 190V189H88ZM94 190V189H93ZM91 190V191H93ZM129 190V189H128ZM134 190V189H131ZM136 190V188H135ZM159 190V189H158ZM173 190V189H171ZM193 190V189H192ZM249 190V189H248ZM18 191V190H17ZM26 191V190H25ZM31 191V190H30ZM90 191V192H91ZM137 191V190H136ZM139 191V189H138ZM145 191V190H143ZM156 191V190H155ZM190 191V190H189ZM188 191V192H189ZM210 191V190H209ZM221 191V190H220ZM15 192V191H14ZM29 192V191H28ZM33 192V191H32ZM39 191H37L38 193ZM148 192H152V191H148ZM187 192V189H186ZM217 192V191H216ZM225 192V191H224ZM224 192L222 194H224ZM13 193V192H12ZM23 193V192H21ZM140 193V192H139ZM138 193V194H139ZM143 193V192H142ZM147 193V190L144 192ZM153 193V192H152ZM193 193V191H191V194ZM220 193V192H219ZM250 193V192H248ZM252 193V192H251ZM34 194V193H33ZM89 194V193H88ZM148 194V193H147ZM146 194V195H147ZM151 194V193H150ZM161 194V193H160ZM171 195V193H169ZM190 194V193H189ZM18 195H20L18 193ZM24 195V194H22ZM145 195V194H144ZM154 195V194H153ZM184 195V194H183ZM218 195V193H217ZM254 195V193H253ZM262 195V194H261ZM17 196V195H16ZM28 196V195H26ZM26 196L24 198H26ZM88 196V195H87ZM160 196V195H159ZM165 196V195H164ZM174 196V195H173ZM176 197L178 195H175ZM229 196V195H228ZM248 196V195H247ZM251 196V195H250ZM258 196V194H257ZM256 196V197H257ZM110 197V196H109ZM154 197V196H151ZM163 197V196H161ZM171 197V196H169ZM195 197V196H194ZM252 197V196H251ZM250 197V199H251ZM15 198V197H14ZM60 198L62 199V202H60V204H51L49 199L52 200L51 202H57V199L60 200ZM158 198V196H157ZM156 198V199H157ZM175 198V197H174ZM220 198H222L220 196ZM228 198V197H227ZM247 198V197H246ZM264 198V197H263ZM19 199V198H18ZM145 199V198H144ZM155 199V197L153 198ZM160 199V198H159ZM162 199V198H161ZM187 199V198H186ZM193 199V198H192ZM249 199V201H250ZM22 200V199H21ZM28 200V201H29ZM77 200V199H76ZM75 200V201H76ZM147 200V199H146ZM144 200V201H146ZM170 200V199H169ZM178 200V199H177ZM177 200L174 199V203L175 201L177 202ZM218 200V199H217ZM224 200V199H223ZM232 200V199H231ZM253 200V199H251ZM258 200V199H257ZM262 200V199H261ZM20 201V199H19ZM27 201V200H26ZM27 201V202H28ZM49 201V203L47 202ZM61 201V200H60ZM143 201V202H144ZM159 201V200H158ZM166 201V200H164ZM192 201V200H191ZM219 201V200H218ZM226 201V200H224ZM223 201V202H224ZM21 202V201H20ZM19 202V203H20ZM149 202V201H146ZM157 202V201H156ZM173 202V201H172ZM179 202V201H178ZM177 202V203H178ZM180 202H181V198H180ZM189 202V201H188ZM222 202V200H221ZM26 203V202H25ZM97 203V202H96ZM120 203V202H119ZM118 203V204H119ZM152 203V202H151ZM163 204V202H161ZM190 203V202H189ZM234 203V202H233ZM248 203V202H246ZM244 202V207H248V205L250 206V204L248 203V205ZM160 204V203H159ZM158 204V205H159ZM183 204V203H180ZM179 204V205H180ZM187 201L186 203H184L185 206H180V207H189L190 205H187ZM191 204V203H190ZM218 204V202H217ZM229 204V203H228ZM254 204V203H253ZM6 205V206H7ZM22 205V204H21ZM25 205V204H24ZM29 205V204H28ZM31 205V207H33ZM76 205V204H75ZM147 205V204H146ZM157 205V206H158ZM161 205V204H160ZM159 205V206H160ZM166 205V204H165ZM168 205H169V201H168ZM219 205V204H218ZM240 205V204H239ZM255 205V204H254ZM124 206V205H123ZM149 206V205H148ZM151 206V205H150ZM149 206V207H150ZM153 206V205H152ZM162 206V205H161ZM173 206V205H172ZM171 205L167 208L168 213L172 212L173 214H184L182 213V210H180V208H178L176 206L175 203V207H172ZM221 206V205H219ZM223 206V205H222ZM227 206V205H226ZM232 206V205H231ZM241 206V205H240ZM256 206V205H255ZM9 207V206H8ZM27 207V206H26ZM48 207L49 210L48 211H41L43 208ZM125 207V206H124ZM228 207V206H227ZM10 208V207H9ZM19 208V205H18ZM16 209L17 211L19 209ZM24 208V207H23ZM122 208V207H120ZM229 208V207H228ZM228 208H226L228 210ZM242 208V207H241ZM14 209V208H13ZM97 209V208H96ZM157 209V208H155ZM166 209V208H165ZM184 209V208H183ZM221 209V208H220ZM223 209V208H222ZM225 209V208H224ZM251 209H254L251 208ZM10 210V209H9ZM30 210V209H29ZM28 210V211H29ZM94 210V209H93ZM98 210V209H97ZM122 210V209H121ZM166 210V211H167ZM196 210V209H195ZM215 210V209H213ZM226 210V211H227ZM242 210V209H241ZM258 210V211H257ZM257 217L258 220H260L261 225L257 223V228L256 230L259 231L262 235L264 234V205L261 207V209H257ZM11 211V210H10ZM14 211V210H13ZM23 211V209H22ZM26 211L28 214L29 212ZM120 211V210H119ZM185 211L186 210L185 208ZM184 211V212H185ZM16 212V211H15ZM14 212V213H15ZM21 212V211H20ZM90 212V210H89ZM96 212V211H95ZM123 212V211H122ZM121 212V213H122ZM198 211H195V213ZM222 212V210H221ZM79 213V212H78ZM99 213V212H97ZM101 213V212H100ZM189 214V211L187 212ZM228 213V212H227ZM246 213V211H245ZM250 213V212H249ZM248 213V214H249ZM256 213V212H255ZM253 213V214H255ZM16 214V213H15ZM19 214V212L17 213ZM25 213H23L24 215ZM33 214V213H31ZM89 214V213H88ZM91 214V213H90ZM170 214V213H169ZM168 214V216H169ZM187 214V215H188ZM205 214V213H204ZM231 214V213H230ZM244 214V213H243ZM30 215V214H29ZM92 215L94 216V214L92 213L90 216H88L89 218L92 217ZM167 215V214H166ZM165 215V216H166ZM229 215V213H228ZM192 216V215H190ZM197 216V215H194ZM237 216V215H235ZM244 216H247L244 215ZM250 216V215H249ZM247 216V217H249ZM37 217V216H36ZM193 217V216H192ZM231 217V216H230ZM255 217V216H254ZM10 218V217H9ZM17 218V217H15ZM35 217H30L28 220V223L30 226L34 227L33 225H35L36 220H34ZM39 218V219H42ZM191 218V217H190ZM13 219V218H12ZM18 219V218H17ZM26 219V218H24ZM36 219V218H35ZM38 219V218H37ZM91 219V218H90ZM93 219V218H92ZM117 219V218H116ZM196 219V218H195ZM242 219V218H241ZM3 220V219H1ZM7 220V219H6ZM20 220V219H18ZM63 220V221H62ZM193 220V219H191ZM240 221V219H237ZM244 220V219H243ZM241 221V223L245 224V221ZM4 221V220H3ZM0 221V222H3ZM21 221V220H20ZM27 221V219H26ZM25 221V222H26ZM46 221V222H47ZM62 221V222H61ZM5 222V221H4ZM8 222V221H7ZM104 222V221H103ZM192 222V221H191ZM236 220L235 218H229L225 217L224 215H222V213L220 214V212L218 213L217 211H215L213 213V215L210 217L209 215H201L198 216L197 219V227H196V236L198 238L200 237H204V241L205 242H212L214 243L215 240L213 239L214 236L216 235H210V233L206 232L208 231L207 226H212L213 229L215 228V230L218 229V231L221 232H226L229 234H235V233H240V235H242L243 237L249 239V240H253L258 241L259 242V246L256 245V247H254L256 250H258L256 253H253L252 250H246L245 248V254L244 257L247 259V264H264V238L261 234L258 233H253L251 229H249V227H244L243 229L240 228L239 223H235ZM257 222V221H256ZM21 223V222H19ZM51 223V224H52ZM10 224V223H9ZM190 224V222H189ZM28 225V226H29ZM71 225V226H70ZM192 225V224H191ZM253 225V224H252ZM2 226V225H1ZM4 226V225H3ZM36 226V225H35ZM122 226V225H121ZM255 226V225H254ZM11 227V225L8 226V228ZM119 227V225H118ZM193 227V225H192ZM211 227V228H212ZM4 228V227H3ZM24 228V227H23ZM35 228V227H34ZM38 228V227H37ZM41 228V227H40ZM22 229V228H21ZM46 229V228H45ZM195 229V227H194ZM4 231L5 228L3 229ZM2 230V231H3ZM13 230V226L12 229ZM35 230V229H34ZM37 230V229H36ZM39 230V229H38ZM47 230V229H46ZM55 229H53L54 231ZM71 230V229H70ZM169 230V229H167ZM3 231V232H4ZM10 231V230H9ZM15 233H17V231L14 229ZM26 231V230H25ZM40 231V230H39ZM52 231V230H51ZM254 231V230H253ZM2 232V233H3ZM23 231L21 230V233ZM63 232V231H62ZM68 232V231H67ZM75 232V231H74ZM118 232V231H117ZM169 232V231H168ZM9 233V232H8ZM19 233V232H18ZM17 233V234H18ZM55 233V232H54ZM194 233V234H195ZM25 234V233H23ZM27 234V233H26ZM221 234V233H220ZM38 235V234H37ZM55 235V234H54ZM17 236V235H16ZM20 236V235H18ZM26 236V235H25ZM30 236V235H29ZM34 236V235H33ZM51 236V235H50ZM157 236V235H156ZM200 236V237H199ZM13 237V236H12ZM27 237V236H26ZM153 237V236H152ZM193 237V236H191ZM8 238V237H7ZM15 238V237H13ZM28 238V237H27ZM33 238V237H32ZM39 238V237H38ZM58 238V237H56ZM216 238V237H215ZM16 239V238H15ZM197 239V238H196ZM217 239V238H216ZM2 240V239H1ZM28 240V239H27ZM30 240V239H29ZM35 240V239H34ZM40 240V239H39ZM39 240H36L39 242ZM42 240V239H41ZM55 240V237H54ZM53 240V241H54ZM158 240V239H157ZM233 240V239H232ZM235 240V239H234ZM20 241V240H19ZM17 241V242H19ZM31 241V240H30ZM202 241V240H200ZM218 241V240H217ZM239 241V239H238ZM11 242V241H10ZM14 242V241H13ZM16 242V241H15ZM24 242V241H23ZM41 242V241H40ZM62 242V241H61ZM6 243V242H5ZM22 243V242H21ZM34 243V242H33ZM211 243V244H212ZM219 243V242H218ZM217 243V244H218ZM221 243V242H220ZM219 243V244H220ZM0 244H4L3 241H1ZM8 244V243H6ZM5 244V245H6ZM110 244V243H109ZM205 244V243H204ZM207 244V243H206ZM11 245V244H10ZM14 245V244H13ZM17 245V244H16ZM34 245V244H33ZM57 245V244H56ZM210 245V244H208ZM21 246V245H20ZM23 246V245H22ZM113 246V245H112ZM201 246V244H200ZM213 246V245H212ZM222 246V243H221ZM225 246V245H224ZM234 246V245H233ZM247 246V245H246ZM32 247V246H31ZM63 247V246H62ZM211 247V246H209ZM109 248V247H108ZM218 248V247H217ZM222 248V247H221ZM234 248V247H233ZM241 248V247H240ZM249 248V247H248ZM258 248V249H257ZM5 248L0 246V264H4V259H6L5 257L8 256V252L7 250H4ZM215 249V248H214ZM219 249V248H218ZM243 249V248H242ZM251 249V248H250ZM9 250V249H8ZM21 250V248H20ZM26 250V249H25ZM39 250V249H38ZM108 250V249H107ZM121 250V249H120ZM223 250V249H222ZM229 250V249H228ZM254 250V249H253ZM255 250V251H256ZM216 251V250H215ZM231 251V250H230ZM10 252V250H9ZM16 252V251H15ZM31 252V251H30ZM108 252V251H107ZM110 252V251H109ZM221 252V250L219 251V253ZM223 252L225 253V251L223 250ZM222 252V253H223ZM229 252V251H227ZM226 252V253H227ZM25 253V252H24ZM28 253V252H27ZM39 253V252H38ZM113 253V252H112ZM217 252L214 253H210L207 250H203V248L200 250V254L204 255L205 259L206 256H209L210 259L212 261H214L215 263L213 264H237L236 261L238 260H234L232 258H228L226 256H222L221 254H217ZM33 254V253H32ZM37 254V253H36ZM231 254V253H230ZM229 254V256H230ZM234 253H232L233 255ZM21 255V254H20ZM227 255V254H226ZM16 256V255H15ZM19 256V255H18ZM17 256V257H18ZM34 256V255H33ZM107 256V255H106ZM105 256V257H106ZM121 256V255H120ZM123 256V255H122ZM242 256V255H241ZM12 257V256H11ZM10 257V258H11ZM23 257V256H21ZM203 257V258H204ZM15 258V257H14ZM13 258V259H14ZM35 258V257H34ZM237 258V256H236ZM242 259V258H241ZM245 259V260H246ZM19 260V258H18ZM30 260V259H29ZM34 260V259H33ZM240 260V259H239ZM243 260V261H245ZM8 261V260H7ZM6 261V262H7ZM12 261V260H11ZM16 261V260H15ZM10 262V261H9ZM24 262V261H23ZM17 263V262H16ZM240 263V261H239ZM244 263V262H242ZM15 264V263H14Z\"/></svg>","mask_w":264,"mask_h":264}]
</instances>
